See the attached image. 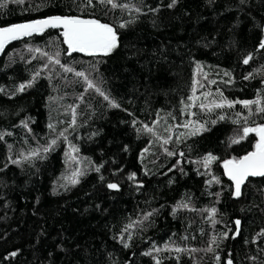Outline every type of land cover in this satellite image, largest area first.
<instances>
[{
    "label": "trees",
    "instance_id": "obj_1",
    "mask_svg": "<svg viewBox=\"0 0 264 264\" xmlns=\"http://www.w3.org/2000/svg\"><path fill=\"white\" fill-rule=\"evenodd\" d=\"M116 2L128 7L0 0V26L79 15L112 25L118 38L109 54H71L62 31L49 30L4 50L0 264H264V177L234 198L222 172L258 140L231 143V131L264 124V0ZM209 154L217 159L205 167Z\"/></svg>",
    "mask_w": 264,
    "mask_h": 264
},
{
    "label": "snow or ice",
    "instance_id": "obj_2",
    "mask_svg": "<svg viewBox=\"0 0 264 264\" xmlns=\"http://www.w3.org/2000/svg\"><path fill=\"white\" fill-rule=\"evenodd\" d=\"M13 2L22 4L24 3V0H13ZM100 3L105 5H111L112 8L117 7H123L127 8V5H120L116 2V0H99ZM177 3V0H171V3L168 5L169 8L173 7ZM241 3H244V0H241ZM88 4L91 6L92 0H88ZM4 6V5H0ZM137 12L140 11L139 8L136 9ZM62 27L63 28V37H64V43L67 44L68 49L70 52H87L89 54H95V53H104L109 54L111 53L117 46H118V38L115 29L112 25L101 23L97 19H81L78 16H51L47 17L45 19H37V20H31L24 23H17L12 24L5 27H0V51L4 49L5 44H7L11 40L19 39L23 36H30L33 33H42L47 28H57ZM120 27H125V24H120ZM259 48L264 49V39H262L259 43ZM36 51H40L39 49H36ZM44 55H47V53H44ZM252 55L249 54L247 57L244 58L243 63L248 64L249 61L252 59ZM51 59V57L49 58ZM56 64H60L59 59L55 60ZM63 67V66H62ZM65 71L71 72V68H65ZM77 76H84L83 72H77ZM225 75H228V73H225ZM251 76V74H250ZM249 77H245V79H249ZM86 78V77H85ZM212 83H215V81H212ZM195 84L194 81V88L193 91H195ZM31 82L28 83V85L21 84L19 85L18 91H24L26 87H30ZM88 87L92 88L94 85L91 81H88ZM0 91H3L0 89ZM96 91H100L99 88L96 89ZM103 95V93H101ZM207 95V94H206ZM104 99L107 100L108 97L104 96ZM190 100L195 99V97H189ZM241 103L244 104L245 107H248L250 104H260L259 100L256 101H242ZM112 106L118 107V105L113 104ZM216 108H223L225 106L224 102L217 103L214 105ZM228 107L233 106V102L227 103ZM200 107L203 109L205 106L203 104L200 105ZM211 110V109H209ZM257 112L264 113V107H258ZM221 120L224 119L223 116L220 117ZM73 119V123H74ZM235 123H239V120L234 121ZM246 118H245V124H246ZM24 124V127H27L26 122H22ZM135 123V121L133 122ZM192 123V122H189ZM212 123H216V121H212ZM188 124H185L184 127H188ZM50 128H53V125H49ZM145 129L149 132L153 131L152 128H149L147 125H144ZM206 130L204 129V126L201 124L198 127H196L192 132L189 133V135H196L198 132ZM250 133H255L258 137V140L256 141L254 145V151L247 153L246 155L239 157V158H232L229 160H225L223 162V166L226 170V174L230 177L232 181L235 182V191L234 195L236 197H239L241 193V186L244 184L245 180L248 177H264V124L257 125L256 127H248L244 126L242 128V134L238 135L237 138H233L231 140V143H239L240 140L247 137ZM60 136L64 137V139H67V137L64 135L63 132L60 133ZM0 139H3V135L0 134ZM171 137H169L168 140H164V143L167 144ZM56 140L51 141V145L56 144ZM179 142V139H178ZM51 145L49 147H51ZM11 147V146H9ZM73 151H78L74 146ZM49 148L43 149V151L47 152ZM167 151V149H165ZM38 155L37 150H33L29 156L36 157ZM168 155H174L173 152H168ZM180 155H183L181 153ZM28 157H24V159H27ZM74 159V157H72ZM217 159L216 157L209 154L204 158V165L207 167L211 161ZM10 162L13 164H19L20 160H12L9 158ZM102 167V166H101ZM97 172L100 171V167H97L95 169ZM82 173H74V175H78ZM135 174H131L128 176L129 180L134 179ZM103 180V177H101ZM215 179V178H213ZM79 181L76 179L72 180V183H78ZM109 189H118L119 185L116 183H109L107 185ZM182 207H187V205H181ZM216 211L215 208L211 209V212L214 214ZM150 215V214H149ZM240 221L236 220L235 224L237 225L236 234H239V225ZM131 227V225L129 226ZM261 235H264V230H262ZM225 237H227V233L224 234ZM215 242V241H213ZM125 247H127V244H125ZM156 251H159V249H156ZM177 252L182 251V249H176ZM208 251H213L212 248H209ZM17 255L16 252L10 253V256L15 257ZM145 255H151V253H145ZM217 261H219L220 257H216ZM156 264H160V261L157 260ZM226 264H233V261L231 258L227 259Z\"/></svg>",
    "mask_w": 264,
    "mask_h": 264
},
{
    "label": "water",
    "instance_id": "obj_3",
    "mask_svg": "<svg viewBox=\"0 0 264 264\" xmlns=\"http://www.w3.org/2000/svg\"><path fill=\"white\" fill-rule=\"evenodd\" d=\"M51 16H78V17H80L81 19H96V18H93V17H84V16H79V15L51 14V15H47V16H43V17H37V18H32V19H28V20H24V21H19V22L11 23V24H8V25L0 26V27H5V26L12 25V24H17V23H24V22H28V21H31V20L45 19V18H47V17H51ZM97 20H98V19H97ZM100 22H101V21H100ZM101 23H102V22H101ZM49 30H60V31H62V33H63V28H62V27H57V28H47V29H45L44 32H42V33H33V34L30 35V36H23V37H20L19 39L11 40V41H9L7 44H5L4 49H3L2 51H0V58H1V56H2V54H3V52H4V50H5L10 44L15 43V42L22 41V40L27 39V38H30V37H32V36H40V35L44 34L46 31H49ZM68 52L72 54V53H75V52H78V51L70 52V50H68ZM257 138H258V137H257ZM254 150H255V149H253L252 151H254ZM252 151H250V152H252ZM248 153H249V152H248ZM245 155H246V154H245ZM243 156H244V155H243ZM222 172H223V175L225 176V178L231 183V187H232V195H233V197H234V198H237V197L234 195V191H235V182L232 181V180L230 179V177L226 174V170H225L223 164H222ZM252 178H260V176H256V177H248V178L245 180L244 184H242V186H241V192H242V190H243V188H244L246 182H247L249 179H252Z\"/></svg>",
    "mask_w": 264,
    "mask_h": 264
},
{
    "label": "rangeland",
    "instance_id": "obj_4",
    "mask_svg": "<svg viewBox=\"0 0 264 264\" xmlns=\"http://www.w3.org/2000/svg\"><path fill=\"white\" fill-rule=\"evenodd\" d=\"M244 126H238V127H235L232 131H231V134H230V138H231V140L233 139V138H237L238 137V135H240V134H242V128H243ZM180 162L179 161H177L176 163H175V165H174V167L175 168H177V169H179L180 168Z\"/></svg>",
    "mask_w": 264,
    "mask_h": 264
}]
</instances>
